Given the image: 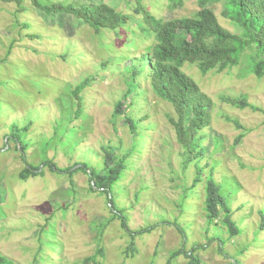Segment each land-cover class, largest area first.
<instances>
[{
	"label": "rangeland",
	"instance_id": "obj_1",
	"mask_svg": "<svg viewBox=\"0 0 264 264\" xmlns=\"http://www.w3.org/2000/svg\"><path fill=\"white\" fill-rule=\"evenodd\" d=\"M39 1L102 3L130 22L116 33L95 34L70 15L39 12L29 0L22 11L0 2V253L18 264H264V76L258 80L251 71L254 49L221 73L202 75L195 65H183L212 101L210 124L201 132L205 157L184 169L166 120L174 117L172 107L153 95L146 77L137 78L139 85L125 79L124 67L138 57L147 64L141 54L153 44L136 29L141 16L135 5ZM141 6L162 18L191 16L199 9L198 0L172 9L168 0H143ZM208 7L220 26L239 32L221 16V2ZM85 79L90 84L80 93L84 116L76 119L70 92ZM128 89L136 97L127 100L125 111L140 122L142 135L133 154L136 136L121 119L111 118ZM241 95L261 111L239 110L221 100ZM227 119L237 120L243 131ZM29 122L24 134L10 129ZM63 133L71 138L60 141ZM107 144L115 157L127 158L117 183L101 192L88 182V172L100 170ZM44 162L59 170L74 163L70 171L83 164L87 169L70 176L51 172ZM26 164L37 174L20 180ZM196 166L203 168V182L213 167L212 177L241 230L238 236L228 238L220 225L206 226L203 182L191 188ZM88 256L93 258L83 263Z\"/></svg>",
	"mask_w": 264,
	"mask_h": 264
},
{
	"label": "trees",
	"instance_id": "obj_2",
	"mask_svg": "<svg viewBox=\"0 0 264 264\" xmlns=\"http://www.w3.org/2000/svg\"><path fill=\"white\" fill-rule=\"evenodd\" d=\"M24 0H0L3 3H15L19 9ZM31 5L39 12L51 16L67 14L83 22L95 34L101 31H113L123 29L130 22L128 16L117 12L106 4H62L51 3L42 4L39 0H29ZM143 0H126L135 5L134 11L141 18L136 19V29L146 38H153V44L146 53L147 64L143 60L132 59L130 65L124 67L126 80L131 85L138 83V77L144 76L148 79L151 92L158 99L166 102L172 107L174 117L167 115L168 125L173 129L176 144L181 149L182 167L186 169L190 164H197L205 157V147L203 146V136L201 132L210 124L211 99L203 93L198 85L182 71L184 64L195 65L202 75L209 71L217 73L239 64L240 57L247 49H254L251 71L256 79L264 76V0H198L199 9L191 16L186 17H155L141 6ZM169 9L181 7L186 0H168ZM222 3L221 16L229 21L239 31L231 32L219 25L209 4ZM20 11H22L20 9ZM28 28L27 24H23ZM34 38V35H29ZM9 46L7 54H9ZM147 65V66H146ZM90 84L89 79H85L74 87L70 92L76 101L74 116L76 119L84 116L82 109V98L80 93ZM137 95V92H136ZM136 96L130 89L124 92L123 96L114 104L111 114L113 121L121 119L133 136L132 149L139 152L138 145L142 135L139 130L140 122L130 118L125 111L127 100ZM222 102L239 110L250 109L253 112L261 109L248 102L246 96L237 98L221 97ZM129 106V103H128ZM68 117V115H67ZM69 118V117H68ZM71 121V119H69ZM111 120V121H112ZM70 121L68 124H70ZM118 121V120H117ZM237 130L243 127L235 119H227ZM31 125L29 122L21 129L13 128L12 132H27ZM140 131V132H139ZM54 133L57 132L54 129ZM243 134L237 137L238 142ZM70 134L63 133L62 139H70ZM138 139V140H137ZM102 146L100 170L89 171L88 182L93 181V186L101 192L109 191L125 170L127 155L115 157L108 150L111 148ZM108 149V150H107ZM205 149V150H204ZM51 172L64 173L70 176L74 172L87 169L86 164L70 171L77 165L74 163L69 167L59 170L51 162H44ZM27 165V164H26ZM45 166V165H44ZM31 166L27 165L19 174L20 180H27L31 175L36 176L37 172H31ZM213 167H210L209 175L203 182V168L195 167V177L192 180L191 188L203 182V204L201 209L204 212L206 226L220 225L225 229L228 238L236 237L241 230L237 227L233 219V211L229 207L226 197L221 193V186L212 177ZM92 185L90 184L89 188ZM222 216L219 223L217 220ZM263 224L264 217L260 216ZM122 226L126 227L122 220ZM202 248V247H197ZM190 257H193L191 251ZM93 257H85L82 262L88 263ZM0 264H18L0 253Z\"/></svg>",
	"mask_w": 264,
	"mask_h": 264
}]
</instances>
